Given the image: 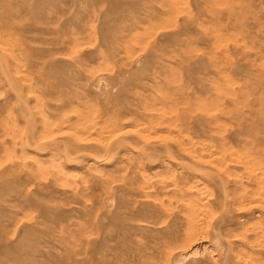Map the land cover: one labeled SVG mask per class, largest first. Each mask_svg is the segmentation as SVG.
I'll list each match as a JSON object with an SVG mask.
<instances>
[{
  "label": "rangeland",
  "instance_id": "374dc122",
  "mask_svg": "<svg viewBox=\"0 0 264 264\" xmlns=\"http://www.w3.org/2000/svg\"><path fill=\"white\" fill-rule=\"evenodd\" d=\"M0 264H264V0H0Z\"/></svg>",
  "mask_w": 264,
  "mask_h": 264
}]
</instances>
